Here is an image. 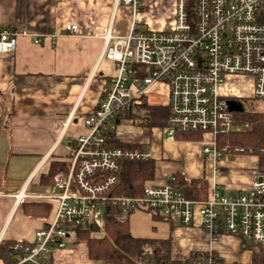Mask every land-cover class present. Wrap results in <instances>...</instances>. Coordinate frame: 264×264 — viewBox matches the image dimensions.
I'll list each match as a JSON object with an SVG mask.
<instances>
[{"label":"built area","instance_id":"2783aa9c","mask_svg":"<svg viewBox=\"0 0 264 264\" xmlns=\"http://www.w3.org/2000/svg\"><path fill=\"white\" fill-rule=\"evenodd\" d=\"M113 1L116 7L131 8L135 18L139 0ZM66 32L75 35L78 27L67 26ZM27 35L0 29V52H14L18 38ZM41 41L37 37L34 43ZM104 44V57L116 64L117 73L95 112L84 120L88 134L76 141L69 172L55 178L48 196L0 191V199H13L18 207L30 199L52 206L51 217L32 241H12L7 249L10 264H50L54 253L75 241L72 228L102 229L111 207L120 209V222L141 211L177 219L184 227L198 226L209 249L193 253L187 264H219L222 258L215 247L225 237L239 239L243 248L260 246L264 255V175L250 189L233 194H226L215 179L202 201L187 199L173 185L175 176L161 185L147 182L143 197H115L111 193L121 164L150 161L152 152L107 148L120 115L140 104L151 87L163 84L169 90L166 137L171 141L177 133L201 134L198 142L216 164L218 176L226 154L218 151V137L235 129L236 114L228 105L234 97L223 87L243 80L251 91L237 98L264 101V0H176L173 22L164 30L143 32L134 19L126 37L109 33ZM2 243L0 237V247Z\"/></svg>","mask_w":264,"mask_h":264},{"label":"crops","instance_id":"0c3cea01","mask_svg":"<svg viewBox=\"0 0 264 264\" xmlns=\"http://www.w3.org/2000/svg\"><path fill=\"white\" fill-rule=\"evenodd\" d=\"M132 13L131 8L116 7L113 0H0V29H18L28 34L18 38L14 52H0L2 193L17 195L26 192L32 197L51 193L54 185H43V177L48 175L53 163L71 160L76 141L88 134L84 120L95 112L110 81L116 76V64L104 57V37L109 33L126 37L133 24ZM70 25L78 27L77 34H67L66 28ZM37 37L42 38L39 44L34 43ZM238 81L241 82L234 79L223 87V91L233 97L243 95L245 92H239L233 84ZM247 88L249 93L250 87ZM148 92L151 96H164V99L154 100L159 103L155 105L146 102L147 95L144 96L140 104L132 107L141 117L123 119L115 137L117 142L126 146L124 149L151 150L155 174L147 182L161 185L176 175L189 181L204 180L208 183V197L210 183L215 179L226 194H233L250 189L254 181L263 178L256 157L255 169L250 175L234 171L235 164L223 160L224 157L219 163L221 173L215 176L216 164L203 154L201 144L170 141L166 137V125H143L145 135L123 136L118 131L120 126L128 120L134 123L145 119V104L168 108L166 85L156 84ZM5 138L7 149L3 154ZM207 161L211 162L209 179L206 177ZM25 203L50 205L38 199ZM19 212L25 230L9 234V223L15 221ZM51 215L48 218L27 216L13 199L1 198L0 237L7 241H32L44 220ZM144 224L146 230L141 229ZM130 230L133 237L139 239L168 240L172 237L175 250L178 246L176 253L185 257L209 249L198 226L184 227L177 219L156 220L149 213L139 211L130 218ZM174 234L181 237L180 242L175 241ZM215 252L226 263L252 262V251H244L240 240L233 237H225L215 247Z\"/></svg>","mask_w":264,"mask_h":264},{"label":"trees","instance_id":"16d2710c","mask_svg":"<svg viewBox=\"0 0 264 264\" xmlns=\"http://www.w3.org/2000/svg\"><path fill=\"white\" fill-rule=\"evenodd\" d=\"M145 117L144 125L148 127L166 125L169 109L153 108L145 104L143 106ZM141 117L136 113V108L125 111L117 120V126L126 118ZM149 122H148V121ZM235 129L227 135L218 137L217 148L219 152L226 150L225 156L232 159L235 156L256 157L259 159L258 171L264 173V113L246 110L243 113L235 114ZM116 132L107 148H126L125 145L116 141ZM176 140L186 142H198L201 140L199 133H177ZM136 149V148H131ZM142 149V148H139ZM73 152L68 162L53 163L48 175L43 177V185L52 186L55 178L61 173L69 172L72 164ZM224 156V157H225ZM155 166L153 161L146 162H123L121 164L119 180L111 195L115 197L139 198L144 196L145 183L154 178ZM173 185L180 190L187 199L202 201L207 198L208 183L204 180H186L182 175L175 176ZM27 216L48 218L52 212V206L47 204L25 203L22 205ZM120 209L111 207L105 217V225L102 229L92 228H72L76 236L75 245L86 248L87 258L91 262H102L104 264H187L189 257L176 253L175 243L171 237L168 240L139 239L133 237L130 230V220L120 222L117 219ZM156 220L172 221L169 218L153 216ZM172 227L174 223L170 222ZM12 241L3 240L0 247V258L4 264H10V257L7 253ZM253 253L251 264H264L263 248L249 245L243 248ZM50 264H56L53 256ZM219 264L226 263L220 260Z\"/></svg>","mask_w":264,"mask_h":264},{"label":"rangeland","instance_id":"374dc122","mask_svg":"<svg viewBox=\"0 0 264 264\" xmlns=\"http://www.w3.org/2000/svg\"><path fill=\"white\" fill-rule=\"evenodd\" d=\"M175 8H176V0L175 4L173 0H139L138 5V13L134 18V13L131 14L132 22L134 19L136 20V28L143 31H161L164 30L166 27L170 26L173 22V18L175 15ZM133 12V10H132ZM240 92L248 93V85L244 84V81L241 80L233 83ZM164 99V96H151L150 92H148L146 96V102L149 101L155 105H158L157 101L154 103V100ZM239 99V98H238ZM241 102L244 104L246 110L256 111L260 113H264V101L258 100H242ZM163 103V102H162ZM144 119V116H143ZM144 120H137V122H132V120H128L125 125L120 126L119 133L124 135L132 134L133 137L141 136L146 134V127L143 125ZM229 162L235 164L232 167L234 171H238L240 173L250 175L251 171L255 169L256 159L255 157H242V156H235L233 159L229 156H225V159ZM239 165V167H238ZM243 167H240V166ZM207 167V179H209L211 174L209 170H211V162H206ZM20 216L21 213H18V216L15 218V221L11 220L9 223V234L13 232H21L24 231V225L20 223ZM142 230H146L147 226L141 227ZM179 233V232H177ZM8 234V236H9ZM175 241H181V237L174 234ZM201 239V238H200ZM176 250H178V246H176ZM56 264H104L102 262H91L87 258L86 248L81 245H75L73 242L68 243L67 247L61 251L54 253L53 255Z\"/></svg>","mask_w":264,"mask_h":264},{"label":"water","instance_id":"95a60500","mask_svg":"<svg viewBox=\"0 0 264 264\" xmlns=\"http://www.w3.org/2000/svg\"><path fill=\"white\" fill-rule=\"evenodd\" d=\"M228 105H229V110L233 113H243L245 111L244 104L241 101H236L231 99L228 101ZM6 149H7V141L5 138L3 139V147H2L3 154L6 151Z\"/></svg>","mask_w":264,"mask_h":264},{"label":"flooded vegetation","instance_id":"af4514ba","mask_svg":"<svg viewBox=\"0 0 264 264\" xmlns=\"http://www.w3.org/2000/svg\"><path fill=\"white\" fill-rule=\"evenodd\" d=\"M233 100H236V101H241L240 99H238L237 97H234Z\"/></svg>","mask_w":264,"mask_h":264}]
</instances>
